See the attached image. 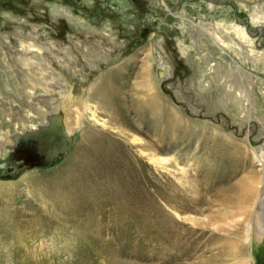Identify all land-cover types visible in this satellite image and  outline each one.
<instances>
[{
	"label": "rangeland",
	"instance_id": "1",
	"mask_svg": "<svg viewBox=\"0 0 264 264\" xmlns=\"http://www.w3.org/2000/svg\"><path fill=\"white\" fill-rule=\"evenodd\" d=\"M263 124L264 0H0V264H264Z\"/></svg>",
	"mask_w": 264,
	"mask_h": 264
},
{
	"label": "bare ground",
	"instance_id": "2",
	"mask_svg": "<svg viewBox=\"0 0 264 264\" xmlns=\"http://www.w3.org/2000/svg\"><path fill=\"white\" fill-rule=\"evenodd\" d=\"M2 46H4L3 48V52H4V58H8V56L12 53V48L10 46V44L8 43L7 39L4 38L3 41H2ZM76 44H79L80 46H83L84 47V42L80 41V42H77ZM124 46V45H123ZM96 47L98 48V51L101 52V56L104 60H106L108 57H110V54L112 55V53L114 51H117L118 49L115 48V47H112L111 49H103L102 46L100 47L99 46V43H97ZM126 45L123 47L125 48ZM95 48V47H94ZM8 50L5 52V50ZM96 49V48H95ZM97 50V49H96ZM126 54H128L129 52L125 51ZM16 53V52H15ZM100 56V55H99ZM8 60V59H6ZM115 62V59L112 60V62ZM106 62H110L109 59L106 60ZM93 68L95 69H98L97 67V64H93L92 66ZM75 68V71L76 73H78L80 71V66H74ZM83 68V67H82ZM22 75V73H18L16 75V77L20 78V76ZM24 76V75H23ZM25 99H27L29 102H32L33 101V97H25ZM152 101V100H151ZM11 102V101H10ZM154 103V102H153ZM12 104H14L12 102ZM156 104V102H155ZM158 104V103H157ZM5 106V105H4ZM14 106V105H13ZM75 106H78L75 105ZM155 106V105H154ZM159 106V105H158ZM161 106V105H160ZM153 107V106H152ZM7 108V107H6ZM13 108H11V106L9 107V115L12 114L11 110ZM152 111L155 112V110L153 109ZM160 111V109H159ZM158 112V111H157ZM26 113V112H25ZM161 113V112H159ZM158 113V114H159ZM28 114V113H27ZM155 114V113H153ZM29 115V114H28ZM152 115V114H151ZM160 115V114H159ZM158 115V116H159ZM161 117V115H160ZM12 118V117H11ZM14 118V117H13ZM58 117H55V115L51 116L50 119H49V122L50 124L45 126L44 128H41V130H39L37 133H32V135H30L31 137H39L38 139L41 140V144H42V149H49L48 152H52L51 154V159L56 157L62 150L64 147L63 146H57V145H52L54 144V142L58 143V139H61L63 137H67L68 139V136L71 135V133L73 132V130L76 128V124H77V121L75 119V116L74 114H72V112L69 114V118H67L66 120V126H65V130L61 128V126H59V124L61 123L63 125V120L60 118L59 119V122L58 121ZM263 129H264V124H263ZM36 131V129H34ZM33 129L30 130V131H34ZM34 131V132H35ZM22 134V133H21ZM29 136V137H30ZM15 139H17V142L18 141H22L23 140V137L21 138V136H16V137H13ZM41 138V139H40ZM22 139V140H21ZM11 140V139H10ZM44 141V143H43ZM68 141H70V139H68ZM8 140L5 139V138H2L1 139V146L7 144ZM63 143V142H62ZM65 143V142H64ZM52 145V146H51ZM64 145V144H63ZM255 159L257 160L259 166H261V181H260V185H261V188L258 190L257 194H255V197H256V210H259V214H258V222H259V226H260V229H259V236L261 238H263L264 240V148L262 149V153L261 154H257L255 153ZM254 197V196H253ZM253 238V231L251 229H249L248 231V235H247V241L248 242H251Z\"/></svg>",
	"mask_w": 264,
	"mask_h": 264
},
{
	"label": "water",
	"instance_id": "3",
	"mask_svg": "<svg viewBox=\"0 0 264 264\" xmlns=\"http://www.w3.org/2000/svg\"><path fill=\"white\" fill-rule=\"evenodd\" d=\"M147 31L146 30H140L139 35L136 38H133L132 40L129 41L126 51L131 52V50L138 44L144 42L145 40V35ZM45 164V163H44Z\"/></svg>",
	"mask_w": 264,
	"mask_h": 264
},
{
	"label": "flooded vegetation",
	"instance_id": "4",
	"mask_svg": "<svg viewBox=\"0 0 264 264\" xmlns=\"http://www.w3.org/2000/svg\"><path fill=\"white\" fill-rule=\"evenodd\" d=\"M127 47V46H126ZM126 47H125V49H126ZM125 49H124V51H125ZM40 148H41V155H44V157H46L47 159H50L51 158V154H52V152L50 151V152H48V150L49 149H42V144L40 145Z\"/></svg>",
	"mask_w": 264,
	"mask_h": 264
}]
</instances>
